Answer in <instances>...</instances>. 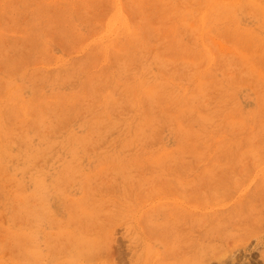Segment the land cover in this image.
I'll return each mask as SVG.
<instances>
[{
	"label": "rangeland",
	"instance_id": "374dc122",
	"mask_svg": "<svg viewBox=\"0 0 264 264\" xmlns=\"http://www.w3.org/2000/svg\"><path fill=\"white\" fill-rule=\"evenodd\" d=\"M0 264H264V0H0Z\"/></svg>",
	"mask_w": 264,
	"mask_h": 264
}]
</instances>
